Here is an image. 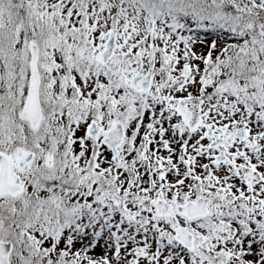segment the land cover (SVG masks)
<instances>
[{
    "label": "snow or ice",
    "instance_id": "6c2138e0",
    "mask_svg": "<svg viewBox=\"0 0 264 264\" xmlns=\"http://www.w3.org/2000/svg\"><path fill=\"white\" fill-rule=\"evenodd\" d=\"M0 264H264V0H0Z\"/></svg>",
    "mask_w": 264,
    "mask_h": 264
}]
</instances>
